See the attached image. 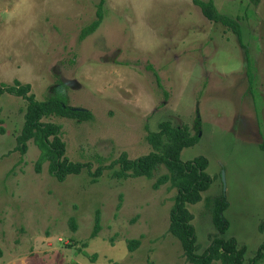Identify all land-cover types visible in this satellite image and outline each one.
Segmentation results:
<instances>
[{
  "label": "rangeland",
  "instance_id": "rangeland-1",
  "mask_svg": "<svg viewBox=\"0 0 264 264\" xmlns=\"http://www.w3.org/2000/svg\"><path fill=\"white\" fill-rule=\"evenodd\" d=\"M97 1L0 0V82H28L36 99L59 93L87 109L84 120H42L58 123L64 154L91 169L120 151L151 150L145 134L160 120L198 129L179 151L183 160L203 155L211 176L185 203L197 251L216 233L210 198L222 194L219 235L244 244L246 261L264 236V0H212L236 19L240 40L192 0H103L100 23L79 39ZM25 102L0 94V264H193L167 231L175 189L152 186L164 167L151 177L104 167L95 181L84 168L57 180L47 161L36 171L31 139L23 153L13 149Z\"/></svg>",
  "mask_w": 264,
  "mask_h": 264
},
{
  "label": "trees",
  "instance_id": "trees-1",
  "mask_svg": "<svg viewBox=\"0 0 264 264\" xmlns=\"http://www.w3.org/2000/svg\"><path fill=\"white\" fill-rule=\"evenodd\" d=\"M250 1L254 4L257 2V0ZM192 2L199 7L207 19L225 25L240 40V30L236 19L218 11L212 0H192ZM102 3L103 0L97 1L95 17L81 26L78 33L79 39L92 32L100 23L103 15ZM3 91L20 95L26 100L13 149L23 153L27 147V140L31 139L38 147V154L34 161L36 171L40 170L43 161H47L49 172L57 180L64 179L67 174L78 173L84 168L90 176L89 180L95 181L104 167H110L111 174L116 177L139 175L151 177L154 171L162 166L166 172L159 173L153 180L152 186L157 187L160 183L169 181V186L175 189L168 208L167 231L179 241L185 260L193 264H210L214 260H218L219 264H259L264 259V236L253 255L244 261V244H238L234 237L219 235L228 224L222 214L227 205L222 194L210 198L212 200L211 221L216 233L211 236L201 251H197L194 227L190 221L192 214L185 203L195 202L201 198L200 193L207 188L211 176L205 170L207 161L203 155L198 154L183 160L179 157V151L197 140L198 129L191 133L185 123L171 124L167 119L160 120L156 130L148 129L145 134V140L151 146V150L132 158L127 157L125 151H120L118 156L106 165L98 163L91 169L90 161L67 158L64 154V141L60 138L59 124L42 120V117L49 114L84 120L90 117L87 109L69 106L59 93L51 94L44 99H36L32 92H29V83H22L17 79H14L12 84L0 82V94ZM259 147L264 149V138L259 142ZM114 163H117L116 167L113 166ZM97 227L95 217L90 235L95 234ZM137 244V238L127 239L129 249H133Z\"/></svg>",
  "mask_w": 264,
  "mask_h": 264
},
{
  "label": "water",
  "instance_id": "water-1",
  "mask_svg": "<svg viewBox=\"0 0 264 264\" xmlns=\"http://www.w3.org/2000/svg\"><path fill=\"white\" fill-rule=\"evenodd\" d=\"M73 108H81V107H76V106H73Z\"/></svg>",
  "mask_w": 264,
  "mask_h": 264
}]
</instances>
